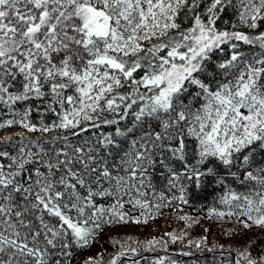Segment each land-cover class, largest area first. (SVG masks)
Returning a JSON list of instances; mask_svg holds the SVG:
<instances>
[{
  "label": "snow or ice",
  "instance_id": "1",
  "mask_svg": "<svg viewBox=\"0 0 264 264\" xmlns=\"http://www.w3.org/2000/svg\"><path fill=\"white\" fill-rule=\"evenodd\" d=\"M4 109L60 134L0 141V264H67L163 189L215 184L213 214L264 229V0H0Z\"/></svg>",
  "mask_w": 264,
  "mask_h": 264
},
{
  "label": "trees",
  "instance_id": "2",
  "mask_svg": "<svg viewBox=\"0 0 264 264\" xmlns=\"http://www.w3.org/2000/svg\"><path fill=\"white\" fill-rule=\"evenodd\" d=\"M224 20L222 30H231L230 24L236 23L231 12ZM224 47L226 51L217 59L227 55V46ZM242 47L248 48L247 45ZM10 118L7 109L0 112V122ZM41 119L36 113L30 117L38 128ZM52 119L44 118L43 122L50 125ZM59 134L55 130L30 133L19 125H13L0 129V141L9 137L18 140L22 136L48 140ZM153 182L157 191L162 190L166 183L159 170L154 173ZM163 190L168 199L155 201L159 207L153 206L149 213L142 214L141 209L126 205L124 221L105 217L87 244L74 245L68 250L67 264H111L117 257V264H237V261L245 264L241 253H247L256 260L264 256V229L245 227V218L213 214V208L227 211L218 202L221 192L215 184H206L202 189L191 187L187 203L172 199V193ZM175 204L181 205L182 209L173 210L171 206Z\"/></svg>",
  "mask_w": 264,
  "mask_h": 264
},
{
  "label": "built area",
  "instance_id": "3",
  "mask_svg": "<svg viewBox=\"0 0 264 264\" xmlns=\"http://www.w3.org/2000/svg\"><path fill=\"white\" fill-rule=\"evenodd\" d=\"M171 208L174 210L175 208H182L181 205H172Z\"/></svg>",
  "mask_w": 264,
  "mask_h": 264
},
{
  "label": "rangeland",
  "instance_id": "4",
  "mask_svg": "<svg viewBox=\"0 0 264 264\" xmlns=\"http://www.w3.org/2000/svg\"><path fill=\"white\" fill-rule=\"evenodd\" d=\"M176 205V204H175ZM176 209H182V208H175L174 210H176Z\"/></svg>",
  "mask_w": 264,
  "mask_h": 264
}]
</instances>
